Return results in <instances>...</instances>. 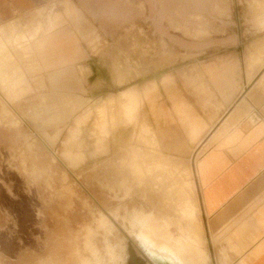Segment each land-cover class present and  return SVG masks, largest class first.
I'll return each mask as SVG.
<instances>
[{"label": "crops", "instance_id": "1", "mask_svg": "<svg viewBox=\"0 0 264 264\" xmlns=\"http://www.w3.org/2000/svg\"><path fill=\"white\" fill-rule=\"evenodd\" d=\"M220 2L224 12L204 14L231 17L212 22L207 16L204 31L210 34L203 38L163 39L165 56L162 0H0V26L7 36L11 23L17 32L41 26L31 46L37 71L30 75L32 94L68 96L84 112L64 141L65 154H86L80 136L98 109L103 117L95 115L92 135L97 153L104 152L106 137L110 149L115 142L129 146L137 134L162 152V139L174 134L166 123L181 127L189 137L182 152L197 142L196 152L209 149L192 165L162 155L187 165L182 207L200 227L208 264H264V0H252L238 18ZM72 135L75 142H67ZM190 166L202 220L190 196Z\"/></svg>", "mask_w": 264, "mask_h": 264}, {"label": "rangeland", "instance_id": "2", "mask_svg": "<svg viewBox=\"0 0 264 264\" xmlns=\"http://www.w3.org/2000/svg\"><path fill=\"white\" fill-rule=\"evenodd\" d=\"M220 1L162 0V56L168 53L163 39L174 43L187 36L181 26L207 30V16L212 22L231 17L230 13L204 14L224 12ZM224 1L235 18L241 8L252 6V0ZM140 6L145 8L143 2ZM9 28L10 36L4 26L0 28V264H95L102 258L109 260L107 244L115 247L122 264H153L129 234L128 222L115 218L112 212L117 207H137L145 213L165 211L181 220H192L189 208L182 207L186 199L181 190L182 170L209 148L196 152L197 142L189 153L182 152L180 147L189 137L181 132V127L166 123L164 129L171 128L174 134L162 139V152L137 134L129 146L127 142H115L110 149L106 137L100 144L104 152L97 153L92 136L93 115L80 136L86 154H65L64 141L76 129L84 112L76 111L78 103L68 96L48 99L43 94H32L30 75L37 71L31 67V46L38 39L41 26L33 32H17L13 23ZM138 109L137 106L131 116L135 122ZM115 114L113 110V128L117 124ZM15 119L20 121L18 127L12 124ZM172 123L176 125L174 120ZM106 130L108 136V125ZM209 137L202 136L201 142ZM162 154L182 157L186 164ZM190 167L193 175L188 179L195 184L190 196L196 200L202 220L196 177ZM123 183L133 191L126 199H122L120 191ZM101 211L113 222L110 234L97 228L96 219ZM185 211L188 215L183 218L181 213ZM88 226L96 231L92 238L95 249L85 244ZM172 231L176 237L181 235L175 226ZM204 248L207 252L205 244Z\"/></svg>", "mask_w": 264, "mask_h": 264}, {"label": "bare ground", "instance_id": "3", "mask_svg": "<svg viewBox=\"0 0 264 264\" xmlns=\"http://www.w3.org/2000/svg\"><path fill=\"white\" fill-rule=\"evenodd\" d=\"M198 18L201 19V17H199V16H198ZM181 30L184 32L185 35L190 36V37H194V38H201L203 36L208 35V32L204 31L203 29H189V28H186L184 26H181ZM119 105H120V103H119ZM94 112H95V109H94ZM94 112H92V113L94 114ZM96 113L97 114H95V115L99 116L98 119L101 120L103 116H102V112L100 111V109H98L96 111ZM6 114L9 115V112L6 111ZM92 117H93V115H92ZM12 124H14V126L18 127L20 124V121L15 119L12 121ZM68 141L69 142H75L74 136L72 135ZM75 144H77V143H75ZM120 191H122V193H123L122 199H126L128 197H131L133 194V191L125 183H123V187L120 189ZM117 194L118 193H116V196H117ZM181 214H182L181 217H183V218H184V215H186V216L188 215L187 211H185L184 213L182 212ZM143 216H144V218L141 221L142 225H144V226L150 225L151 228H153L154 230H156L158 232H162V234H164L166 236L167 239L164 240L163 247H165L164 252H165L166 258H167L166 259L167 264H175V263L176 264H204L207 262L208 256L206 255V251L204 248L205 241H204L202 235H200L201 234L200 227H199L195 218H193V221L191 220V218L188 219V224L184 225L183 219L182 220L176 219V217H174L172 215H164L160 211L157 212L155 210H152L148 213H145ZM151 222H153V223H151ZM96 223H98L97 228L105 226L103 219L101 221H99V219H96ZM174 226H175V228L177 227V230L181 233V235L178 237H176L175 234H173L169 230L172 227L174 228ZM138 229H140V228H138ZM95 233H96L95 229H93L91 226H88L86 228L85 244L89 249H95V244L93 245V243H92L93 242L92 238L94 237ZM172 241L176 242L177 245H176V243L174 244ZM81 263L82 262H80L78 264H81ZM40 264H45V263H40Z\"/></svg>", "mask_w": 264, "mask_h": 264}, {"label": "flooded vegetation", "instance_id": "4", "mask_svg": "<svg viewBox=\"0 0 264 264\" xmlns=\"http://www.w3.org/2000/svg\"><path fill=\"white\" fill-rule=\"evenodd\" d=\"M198 15V14H197ZM2 26H0L1 28ZM120 206V205H118ZM134 207L132 210L130 209H117L112 212L115 218H121L124 221H127L129 226H127V230L129 234L134 237L145 254L149 257V259L154 263V264H167L166 262V254H165V247H163L164 240H166V236L162 234V232H158L154 230L153 228L148 226H144L141 224L142 219L144 218L145 212L140 210L139 208ZM122 211H124V214H122ZM141 214H140V213ZM147 213V212H146ZM135 215V216H134ZM97 219L101 221L103 219L105 226L98 227L99 229H103L107 234L112 233L114 225L112 220L103 212L101 211L98 214ZM153 223V222H151ZM98 226V223H97ZM100 226V225H99ZM140 228V229H138ZM145 230H144V229ZM142 235V236H141ZM173 242V241H172ZM174 244L176 242H173ZM177 245V243H176ZM107 253H109V260L105 261L101 260V262H95L98 264H122L120 262L121 256L118 255V252L116 251L115 247L113 245L107 244ZM151 257V258H150ZM123 258V257H122ZM176 264V263H175ZM204 264H208V261Z\"/></svg>", "mask_w": 264, "mask_h": 264}]
</instances>
